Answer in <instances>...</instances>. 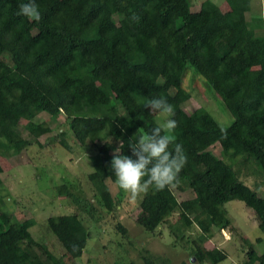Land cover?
I'll return each instance as SVG.
<instances>
[{
    "label": "trees",
    "instance_id": "obj_1",
    "mask_svg": "<svg viewBox=\"0 0 264 264\" xmlns=\"http://www.w3.org/2000/svg\"><path fill=\"white\" fill-rule=\"evenodd\" d=\"M226 1L223 16L211 0L199 11L192 10L193 0H0L2 155H20L52 132L38 123L27 140L23 120L64 116L77 142L95 149L88 175L93 202L79 198L81 209L93 219L95 205L113 214L119 201L107 180L123 186V178H133L145 189L137 225L155 234L178 216L170 232L191 245L190 261L181 264L227 260L224 251L204 246L215 230H235L225 204L244 202L264 233L258 192L264 186V20L252 0ZM191 68L228 108L229 127L203 107L183 108L192 97L184 87ZM152 109L168 116V127ZM139 132L150 145L136 143ZM108 138L126 142L112 153ZM216 144L223 158L210 150ZM3 172L0 164V187ZM252 175L254 189L244 181ZM57 190L71 195L66 183ZM176 192L193 197L180 201ZM1 202L0 264H76L83 257L90 233L79 215L47 219L64 249L58 257L33 237L34 219L20 221ZM116 228L127 235L120 222ZM243 239L246 264H264V254ZM141 258L173 264L149 251Z\"/></svg>",
    "mask_w": 264,
    "mask_h": 264
},
{
    "label": "rangeland",
    "instance_id": "obj_2",
    "mask_svg": "<svg viewBox=\"0 0 264 264\" xmlns=\"http://www.w3.org/2000/svg\"><path fill=\"white\" fill-rule=\"evenodd\" d=\"M204 1L193 0L192 10L199 11ZM211 1L220 7L223 16L227 14L226 0ZM252 6L257 18L264 20V0H252ZM119 24L121 25L120 22ZM184 87L192 95L183 105L188 113L203 107L222 127L227 128L233 123L234 118L222 99L192 68L185 75ZM152 113L168 127L169 118L166 114L159 115L154 109ZM38 123H44L52 128L51 133L39 138L40 144L30 145L20 155L8 158L2 155L4 151L0 152V164L4 169L1 176L3 185L0 187V201L4 210L20 221L28 219L36 221L37 224L31 232L37 241L45 242L56 256H61L64 249L49 228L47 219L52 216L77 214L88 227L90 238L83 257L77 259L76 264H128L131 261L144 264L141 256L145 251L169 258L173 264L190 261L191 245L177 241L169 229L178 216L171 218L155 234L137 225L136 219L140 213V203L145 189L133 178H123V186L107 180L115 200L119 201V207L113 214L95 205L96 218L93 219L81 209L78 205L79 198L93 202V190L88 175L94 171L90 156L95 149L93 150L91 145L85 149L77 142L64 116L52 120L46 113L40 114L36 122L25 120L21 122V132L25 139L32 141L30 131ZM62 132L64 135H61ZM134 140L139 146L150 145V140L142 132H139ZM62 141H65L70 149L64 147ZM107 141L114 146L112 153H118L126 142L124 139L115 141L112 138H108ZM210 150L217 157H224L219 144ZM256 180L252 175L244 181L254 189L252 184ZM64 183L69 186L71 195L58 193V187ZM258 192L264 197V186ZM176 195L180 201L193 197L191 192H176ZM223 210L235 230H215L213 239L204 245L209 250L220 249L228 255V259L219 264H246L245 252L249 248L243 238L251 241L260 255L264 254V233L258 227L254 211L239 200L228 202L223 206ZM116 222H120L128 229L127 235H123L116 228ZM258 238H263V241L257 243ZM194 264H198L197 261Z\"/></svg>",
    "mask_w": 264,
    "mask_h": 264
},
{
    "label": "water",
    "instance_id": "obj_3",
    "mask_svg": "<svg viewBox=\"0 0 264 264\" xmlns=\"http://www.w3.org/2000/svg\"><path fill=\"white\" fill-rule=\"evenodd\" d=\"M195 262V259L193 260V263Z\"/></svg>",
    "mask_w": 264,
    "mask_h": 264
},
{
    "label": "crops",
    "instance_id": "obj_4",
    "mask_svg": "<svg viewBox=\"0 0 264 264\" xmlns=\"http://www.w3.org/2000/svg\"><path fill=\"white\" fill-rule=\"evenodd\" d=\"M220 8V7H219Z\"/></svg>",
    "mask_w": 264,
    "mask_h": 264
}]
</instances>
